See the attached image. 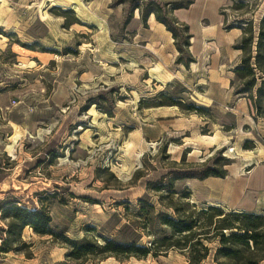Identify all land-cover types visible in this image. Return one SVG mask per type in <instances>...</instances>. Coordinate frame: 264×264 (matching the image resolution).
<instances>
[{
	"label": "rangeland",
	"instance_id": "1",
	"mask_svg": "<svg viewBox=\"0 0 264 264\" xmlns=\"http://www.w3.org/2000/svg\"><path fill=\"white\" fill-rule=\"evenodd\" d=\"M61 1L24 13L23 0H0V245L11 221L9 202L29 210L49 206L55 233L39 236L26 227L23 244L0 253V264H189L190 253L204 251L193 246L196 239L183 251L168 248L172 230L164 217L187 215L208 226L214 212L201 211L209 207L246 213L216 200L229 183L244 189V152L255 147L246 139L248 127H264L255 106L264 66L254 61L264 0H229L221 11L227 30L243 32L233 88L248 105L244 115L204 107L196 95L184 45L189 29L173 22L174 11L191 0H83L75 10L56 6ZM150 12L168 21L176 36L166 41L149 26L151 15L145 27L142 15ZM250 55L257 84L244 92L252 77L237 70ZM207 168L227 176L164 178ZM230 172L238 178L229 179ZM213 227L194 231L213 238ZM65 238L98 246L112 240L153 254L107 258L95 252L77 260L67 257ZM179 240L186 244L185 237L172 238ZM207 246L201 264H216L220 243L214 238ZM242 249L241 257L251 255Z\"/></svg>",
	"mask_w": 264,
	"mask_h": 264
},
{
	"label": "crops",
	"instance_id": "2",
	"mask_svg": "<svg viewBox=\"0 0 264 264\" xmlns=\"http://www.w3.org/2000/svg\"><path fill=\"white\" fill-rule=\"evenodd\" d=\"M51 0H23L21 9L26 13L28 8L35 7L40 10L42 4ZM229 0H191L186 7L174 11V16L179 23L189 29L191 35L190 53L194 59L189 66L188 74L195 75L194 87L197 88L199 100L202 106L210 108L227 107L233 109L235 115H244L249 111L244 99L236 95L233 88V81L236 78V69L241 62L242 51L238 46L243 32L239 28H225V19L222 9ZM83 0H64L57 3L59 8H75ZM26 9V10H24ZM135 22L139 16H135ZM149 26H157V29L167 39L172 38V33L167 31L165 26L159 23L154 15L149 17ZM166 41H160L162 48H165ZM170 56L173 50L169 48ZM176 55L178 52L174 49ZM162 65V64H161ZM181 71H177L180 73ZM172 79V78H171ZM168 80V82L171 81ZM187 83L191 85L189 81ZM231 103V104H230ZM254 125L255 121L252 119ZM249 126V125H248ZM257 126V125H255ZM259 126V125H258ZM246 139L254 142L255 147L246 150L243 157L244 189L237 188L229 183L225 193L216 200L225 208L236 212L249 214H264V127H248ZM213 142H217L218 135H214ZM230 139V137H228ZM213 146V145H212ZM229 179H237L236 173L230 172ZM210 206L213 203H209Z\"/></svg>",
	"mask_w": 264,
	"mask_h": 264
},
{
	"label": "trees",
	"instance_id": "3",
	"mask_svg": "<svg viewBox=\"0 0 264 264\" xmlns=\"http://www.w3.org/2000/svg\"><path fill=\"white\" fill-rule=\"evenodd\" d=\"M155 14L157 21L164 24L166 29L176 36L175 28L171 26L168 21L163 20L155 12H150L149 14L142 15V21L144 26H147L148 17ZM178 24V21H173ZM187 27V26H186ZM188 29V27H187ZM0 35H4L0 33ZM191 35H189L184 45L190 49L191 46ZM247 42L246 39H243ZM189 64L194 62L193 57L189 51ZM252 56H248L244 60V66L237 70V75L246 73L251 76L252 79L247 83V92L250 88L256 86V75L255 69L252 67ZM254 61L256 68H262L264 66V18L261 22V30L259 32L258 43H257V54L254 56ZM242 77V76H241ZM257 101L255 106L257 107V112L259 115L264 116V80L257 88L256 91ZM248 149V143L244 146ZM171 176L176 177V179H198L205 180L211 176L225 178L227 176L226 172L218 174L212 168H207L202 172H170L164 178ZM172 186V185H171ZM177 211V209H174ZM5 212L10 218V225L6 232V237L3 239L0 245V253H9L11 251H18L15 246L17 244H23L22 234L26 227H31L35 234L39 236H52L55 237V233L51 228L52 217L50 215L49 206L42 205L38 210H29L26 207L18 206L14 202H9L6 204ZM202 214L208 215L209 212H214L213 215L207 217L208 226L201 223L200 220H191L187 215L185 217H178L173 219L170 217H164V224L172 230V237L167 238L164 242H168L167 247L179 250L187 249L186 245L192 247V241L196 239V243L193 246H199L204 251V254L190 253L189 264H201L207 259L210 249L207 243H211L215 238L220 243V247L216 250L215 263L216 264H262L264 262V233L260 232V229L264 225V216L248 213H232L224 214V212L216 207H209L207 210L201 211ZM219 217V221L213 223V218L215 215ZM214 225L213 238L210 236V232H201L196 234L195 229L202 230ZM185 237V245L181 244L179 241H172L173 237ZM66 243L70 246V253L67 255L68 258L80 259L84 255H92L95 252L98 254H105L107 258L116 257L126 254L127 256H136L138 258L147 257L149 254H153L150 249L139 248L135 245H120L112 240H106V244L103 246H98L92 244L87 239L81 241H74L69 238H65ZM252 244V245H250ZM251 252L249 257H241L243 249ZM251 248L253 251H251ZM261 251L262 254L254 253ZM156 255V254H155ZM106 258V259H107ZM227 260L222 262L221 259Z\"/></svg>",
	"mask_w": 264,
	"mask_h": 264
}]
</instances>
